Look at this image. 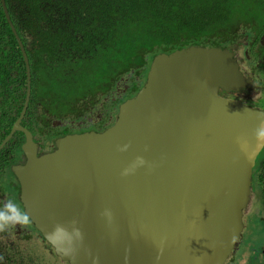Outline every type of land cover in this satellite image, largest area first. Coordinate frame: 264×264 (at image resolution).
I'll use <instances>...</instances> for the list:
<instances>
[{
	"label": "water",
	"instance_id": "water-1",
	"mask_svg": "<svg viewBox=\"0 0 264 264\" xmlns=\"http://www.w3.org/2000/svg\"><path fill=\"white\" fill-rule=\"evenodd\" d=\"M235 57L232 47L157 54L111 127L56 139L41 156L14 123L7 139L25 134L26 161L12 167L23 214L60 261L224 263L264 148V112L220 96L246 84Z\"/></svg>",
	"mask_w": 264,
	"mask_h": 264
},
{
	"label": "trees",
	"instance_id": "trees-1",
	"mask_svg": "<svg viewBox=\"0 0 264 264\" xmlns=\"http://www.w3.org/2000/svg\"><path fill=\"white\" fill-rule=\"evenodd\" d=\"M3 1L9 18L16 22L33 91L37 89L36 81L42 78L52 82V77L45 74L51 67L63 83L64 87L57 81L60 88L86 86L99 90L112 77H121L132 69V74L139 78L157 54L190 46L226 48L234 44L243 29L264 31V0ZM52 11H55L53 18ZM64 47H71L77 55H63ZM47 83L41 90L48 88ZM136 83L132 82L133 91L139 90ZM25 88L20 48L0 0V89L9 98L16 91L23 96ZM258 160L259 179L252 182L253 205L258 210L243 234L240 250L248 253L249 264L264 263L256 248L261 241L258 225L264 220V150ZM45 245L35 231L18 237L0 236V264H65L48 253Z\"/></svg>",
	"mask_w": 264,
	"mask_h": 264
},
{
	"label": "flooded vegetation",
	"instance_id": "flooded-vegetation-1",
	"mask_svg": "<svg viewBox=\"0 0 264 264\" xmlns=\"http://www.w3.org/2000/svg\"><path fill=\"white\" fill-rule=\"evenodd\" d=\"M50 9L54 10L55 7L51 5ZM73 40L75 42V38ZM232 47L235 48L238 69L246 84L237 92H220V96L264 112V33L256 34L249 29H243ZM59 53L60 50H57L56 54L59 55ZM62 53L73 57L77 55L71 47L62 48ZM49 64L57 65L55 62ZM147 70L139 78L132 74L133 70L121 77H112L107 86L98 90V88L90 89L86 86L60 88L57 84V81L60 83V79L55 77L57 72L51 67L45 71V74L52 77V82L47 83L42 78L36 81L37 89L34 91L31 87L30 71V80L28 83L26 80L23 96L16 91L8 98L6 93H2L0 89V236L18 237L20 234L35 231L30 221L28 222L27 218L22 215L23 211L19 201L20 187L12 171L13 166L24 165L26 161L24 153L21 152L25 134L21 130H15L7 139L14 123L18 122L21 128L30 133L36 145L37 156L52 152L55 149L56 139L64 136L86 132L101 133L114 124L119 105L137 93L138 90H132V82H137L139 89L143 85ZM112 72L113 67L111 66V74ZM131 76L134 78L131 79ZM46 83L48 88L41 90ZM60 84L63 86V83ZM26 93L28 94L27 99ZM22 110L23 114L20 117ZM260 166L261 161L259 162L257 158L251 183L254 179L257 183L259 179L257 168ZM253 199L252 193L248 208L253 205ZM255 207L258 210V207ZM11 208L15 212L13 219L18 222L17 227L9 221ZM255 214L257 213L253 212L246 217V213L245 231ZM260 225L262 231L258 232V238L261 241H258L256 248H258L259 256L264 259V220ZM36 235L38 236L37 232ZM242 244L243 238L224 264H249L248 253L240 252Z\"/></svg>",
	"mask_w": 264,
	"mask_h": 264
},
{
	"label": "clouds",
	"instance_id": "clouds-1",
	"mask_svg": "<svg viewBox=\"0 0 264 264\" xmlns=\"http://www.w3.org/2000/svg\"><path fill=\"white\" fill-rule=\"evenodd\" d=\"M1 6H2V4H1ZM5 8H6V6H5ZM3 10V9H2ZM6 11H7V9H6ZM4 13V12H3ZM7 14H8V11H7ZM55 15V11H52V13H51V17L53 18V16ZM5 16V15H4ZM6 18V22H7V24H8V26H9V29L12 31V33L14 34V38H15V40H16V43L17 42H20L21 43V45H22V49L24 50V47H23V44H22V41H21V39H20V37H19V35L17 34V32H16V29H15V24L14 23H16L15 21L13 22L12 21V19H10L9 18V15H8V17H5ZM251 31V30H250ZM251 32H253V31H251ZM255 33V32H254ZM259 33H264V31H262V32H257L256 34H259ZM25 38V37H24ZM17 45H18V43H17ZM234 45V44H233ZM4 48H5V46H3ZM3 47H2V49H3ZM230 47H232V46H228V47H226V48H230ZM233 48V47H232ZM5 50V49H4ZM21 52V51H20ZM24 53H25V50H24ZM165 54H167V53H165ZM25 55H26V53H25ZM236 55V54H235ZM21 56H22V53H21ZM26 59H27V56H26ZM22 60H23V56H22ZM152 60V59H151ZM23 63H24V67H25V76H26V80H27V83L29 82V80H30V67H29V63H28V59H27V63H28V69H26V64H25V62H24V60H23ZM47 63V65H49V62H46ZM149 65H150V63H149ZM133 70V69H132ZM131 71V70H130ZM129 71V72H130ZM27 72H28V74H27ZM128 72V73H129ZM133 72H134V70H133ZM132 72V73H133ZM145 79V78H144ZM258 158V157H257ZM257 160V159H256ZM256 162V161H255ZM254 166H255V164H254ZM254 168V167H253ZM253 168H252V173H253ZM251 177H252V174H251ZM251 198H252V183H251V197H250V201H249V204H248V206H247V208L243 211V215H242V223H243V229L241 230V232H240V236H239V238H238V240L236 241V243H235V246H234V248H233V251L230 253V255H228V257L226 258V260L231 256V254L234 252V250L238 247V244H239V242H240V240L243 238V234H244V232H245V228H246V221H244V219L246 218L245 217V215H246V211H247V209H248V207H249V205H250V202H251ZM23 211V210H22ZM22 215L25 217V218H27V220H28V222L30 221L29 220V218L27 217V216H25V214H23V212H22ZM31 223V222H30ZM29 224V223H28ZM32 224V223H31ZM36 231V230H35ZM37 232V231H36ZM37 234H38V237H41V236H39V233L37 232ZM42 238V237H41ZM43 240V239H42ZM45 242V241H44ZM46 243V242H45ZM46 248H47V250H48V252L50 253V254H53V255H55L54 253H53V249L48 245V243H46ZM56 257V256H55ZM57 258V257H56ZM58 260H59V258H57ZM225 260V261H226ZM225 261H224V263H225ZM59 262H61V263H65V264H68L67 262H62V261H60L59 260ZM223 263V264H224Z\"/></svg>",
	"mask_w": 264,
	"mask_h": 264
},
{
	"label": "rangeland",
	"instance_id": "rangeland-1",
	"mask_svg": "<svg viewBox=\"0 0 264 264\" xmlns=\"http://www.w3.org/2000/svg\"><path fill=\"white\" fill-rule=\"evenodd\" d=\"M256 210H257V208L254 206V205H251L250 206V208H248L247 209V211H246V213H247V215H246V217H249V214L250 213H253V212H256ZM258 229H259V231H262V227H261V225H258ZM37 241V240H36ZM48 251V250H47ZM49 253V252H48ZM51 261V260H50Z\"/></svg>",
	"mask_w": 264,
	"mask_h": 264
}]
</instances>
